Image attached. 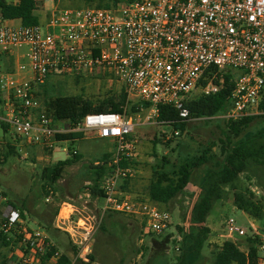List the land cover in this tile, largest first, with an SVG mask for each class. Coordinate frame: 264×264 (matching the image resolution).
I'll use <instances>...</instances> for the list:
<instances>
[{"label":"built area","instance_id":"2783aa9c","mask_svg":"<svg viewBox=\"0 0 264 264\" xmlns=\"http://www.w3.org/2000/svg\"><path fill=\"white\" fill-rule=\"evenodd\" d=\"M62 1L70 0H34L36 12H44L36 25L0 22V54L15 59L11 71L0 69V102L5 110L0 120L21 142L42 152L44 160L50 159L54 135L70 130L94 132L117 143L110 163L114 168L100 186L99 213L73 222L60 216V223L67 224L62 230L76 249L70 264L89 263L91 237L103 214L138 218L155 235L164 232L171 215L118 189L121 181L136 173L118 165L132 149L129 116L91 113L75 128L68 125L61 130L58 124L66 121H55L45 113L34 88L50 76L103 71L116 78L125 92L148 102L151 115L157 117L159 106H171L180 120L188 121L186 101L218 93L215 80L230 74L233 89L221 118L257 114L264 96V0H80L88 3L82 8H61ZM46 3L53 4L49 10ZM82 196L89 197L88 190ZM0 199L5 200L1 195ZM1 212L0 230L16 241L3 264H39L55 244L44 231L27 227L18 210L5 206ZM224 230L247 236L232 218L226 220ZM249 235L259 238L258 263L264 264V224L252 227ZM62 254L55 251L49 262Z\"/></svg>","mask_w":264,"mask_h":264},{"label":"rangeland","instance_id":"374dc122","mask_svg":"<svg viewBox=\"0 0 264 264\" xmlns=\"http://www.w3.org/2000/svg\"><path fill=\"white\" fill-rule=\"evenodd\" d=\"M52 5L46 3L45 7L49 10ZM87 5L88 3L80 0L62 1L59 4L61 8H82ZM36 13L42 21L44 12L37 11ZM11 24L19 23L14 21ZM0 56H5L9 71L12 70L15 66V59L3 54ZM0 69L5 70L3 67ZM49 81L55 91L60 90L65 96H80L93 104L109 95H117L123 89L122 84L116 78L103 71L79 77L53 76ZM42 85L34 88V95L41 107L45 109ZM55 94L57 93L54 92L53 95ZM125 94L127 100L131 102L140 101L127 92ZM4 111V106L0 102V116L4 114ZM130 118L133 122V131L128 136V140L132 143L128 161L134 164L132 168L136 171L134 177L131 178L134 183V193H130V197L136 199L146 198V187L150 179L158 177L159 173L163 171H169L171 163L176 164L186 156L196 155L208 145L211 146V152L218 156L219 139L223 138L226 130L225 120L221 118V115L190 118L185 122V129L177 134L170 125L159 124L156 117L149 113V109L132 114ZM258 125L260 122L252 124L250 129H254ZM94 134V132H86L84 141L72 145L67 141L55 142L51 158L44 160L40 157L42 152L28 144H23L11 130L4 131L0 124V151L5 150L7 142L16 145L18 149L20 146L23 149L5 163L0 162V193L3 194L0 195L5 198V200L0 199V211L5 206L23 209L26 226L44 231L55 243L57 249L68 255H71L70 247H73L70 237L62 231L53 229L50 223L51 219L62 203L70 204L73 207L69 216V221L72 222L76 221L78 217L96 214V207L98 210L101 209L102 198L82 196L87 192L86 186H89L86 166L110 149L114 154L117 146L115 140L110 138L94 139L93 136L96 135ZM71 146L72 149L79 150L82 159L68 167L55 185L47 187L49 191L46 195L42 190V168L66 159L68 157L67 149ZM165 158L170 163H166ZM202 171L203 167L194 170L184 192L162 207L161 210L170 213L171 221L164 232L159 235L150 233L138 218L117 213L103 214L98 228L91 237V263L173 264L178 254L180 240L176 226H183L189 216L191 206L198 193V182ZM249 176L251 178L247 181L241 175L237 184L240 188H249L255 195V199L261 200L262 197L264 198V170L252 168ZM261 201L264 204V199ZM67 212L66 209L63 211L65 214ZM182 215L185 220L182 219ZM229 218L234 219L236 225L247 232V236L253 225L260 224V220L246 215L234 206L232 193L228 190L222 199L214 205L211 214L207 217L206 223L211 229V235L208 245H205L202 250V258L198 264H210L212 261L211 251L214 246L220 245L225 240L244 244L243 241L246 237L225 233V222ZM261 223L264 224V219ZM6 253V249H0V261L3 254ZM75 264H80V262Z\"/></svg>","mask_w":264,"mask_h":264},{"label":"trees","instance_id":"16d2710c","mask_svg":"<svg viewBox=\"0 0 264 264\" xmlns=\"http://www.w3.org/2000/svg\"><path fill=\"white\" fill-rule=\"evenodd\" d=\"M12 20H18L23 26L38 24L40 18L36 13L34 0H0V22ZM1 67L5 68V71H9L5 56H0ZM50 77L42 85L45 113L55 121H66L72 129L79 125L87 114L118 113L130 117L132 114H138L141 110L149 108L148 102L127 100L123 89L119 94L109 95L97 101L96 104L84 100L80 96H65L60 90L55 91L54 86L49 84ZM215 83L220 87L218 93L210 96L199 95L186 101L185 107L189 119L222 115L226 112L233 89V76L230 74L221 76L215 80ZM54 92L57 94L53 95ZM156 121L159 124L170 125L176 132H182L185 129L186 121L180 120L177 111L171 106H159ZM259 122L260 125L250 129L252 124ZM0 124L4 131L10 130L9 126L1 120ZM225 128L223 138L219 139L218 156L211 152V146L208 145L196 155L186 156L176 164L171 163L169 171H163L159 173L158 177L150 179L146 187V198H138L147 199L159 209H163L162 207H165L172 199L184 192L190 182L192 172L203 167L198 182V193L191 206L189 216L185 220L182 215V219L185 220L183 226H176L180 240L177 249L178 254L173 264L199 263L202 258V250L205 245H208L211 235V229L206 225L207 217L211 214L214 205L222 199L228 190L232 193L233 204L238 210L260 220V223L264 219V204L261 201L264 198L255 199V195L249 188H240L237 184L241 175L244 176L245 180H250L249 172L252 168L264 170V96L257 107V114L247 115L237 120H225ZM82 136V132L70 130L55 134L53 139L55 142L67 141L72 145L75 140L81 139ZM32 147L34 148V146ZM18 153L17 146L7 142L5 150L0 151V162L5 163L10 157L16 156ZM67 153L66 159L42 168V190L46 195L49 191L47 187L50 188L55 185L68 167L82 159V155L73 151L72 146L68 148ZM110 157L111 154L103 153L94 161L98 164L94 165L93 162L86 166L89 176V186H86V189L92 198H102L100 188L102 180L114 168L110 164ZM164 161L170 163L167 158ZM118 165L120 167L134 166L125 158H122ZM129 180L130 178L123 180L124 184L118 187L120 192L128 189ZM11 207L18 210L21 217L24 218L23 209ZM3 222L4 217L0 211V226ZM245 237L244 244L225 240L220 245L214 246L211 251L212 261L210 264H259V238L255 235ZM15 242L12 237L3 234L0 230V249L7 250V253L3 254L0 264L6 261ZM70 248L71 255L63 253L52 264H70L71 256L76 254L75 247L71 246ZM57 250L56 246L51 247L40 258L39 264H51L49 260ZM89 259H91V255Z\"/></svg>","mask_w":264,"mask_h":264},{"label":"crops","instance_id":"0c3cea01","mask_svg":"<svg viewBox=\"0 0 264 264\" xmlns=\"http://www.w3.org/2000/svg\"><path fill=\"white\" fill-rule=\"evenodd\" d=\"M14 21H17L18 23H19V21L18 20H12V21H6V23H12V22H14ZM59 125V127H61V130H65L66 128H68V123L66 122V123H59L58 124ZM95 135V134H94ZM96 136V135H95ZM95 136H93V138L94 139H105V138H99V137H95ZM85 140V136H84V133H83V136H82V138L81 139H77V140H75V142L74 143H77V142H80V141H84ZM23 144H25V143H23ZM26 145V144H25ZM23 149L21 148V146H20V148H19V151H22ZM67 151H68V149H67ZM73 151H76L77 153H79V150L77 149V148H75V149H73ZM113 150L112 149H110V150H108V154H111V157H110V160H112V158H113V156H114V154H113V152H112ZM52 154H53V150H52V152H50V158H51V156H52ZM80 154V153H79ZM111 163V162H110ZM96 164H98V162H94V165H96ZM136 174V173H135ZM134 177V176H133ZM121 184H124L123 183V181H121L119 184H118V187H120V186H122ZM133 185H134V183H133V179L131 180V178H130V180L128 181V183H127V188L128 189H126V191H123V192H120L121 194H123V195H130V193L132 194V193H134L133 191H134V188H133ZM119 189V188H118ZM73 207L70 205V204H66V203H62L61 204V206H60V208H59V210L57 211V213L53 216V218L51 219V227L53 228V229H56V230H58V231H62L63 233H65L63 230H62V226H64L65 224H66V221H63V223L64 224H61L60 223V216H65V217H68V219H69V216L71 215V213H72V209ZM67 210L68 212L65 214V213H63V211L64 210ZM95 212L96 213H99V210H98V208L96 207V209H95ZM2 213V212H1ZM3 214V213H2ZM24 219V218H23ZM25 221V220H24ZM101 221V220H100ZM206 225L209 227V225H208V223H206ZM262 225H263V223H260V224H258V225H253L252 227L253 228H261L262 227ZM66 226H67V224H66ZM66 235H67V233H65ZM240 240V239H239ZM210 241H212V240H210ZM234 242V241H233ZM55 244V243H54ZM91 256H92V253H91ZM77 262H80V264H94V263H84V262H82V261H77ZM93 262V261H92Z\"/></svg>","mask_w":264,"mask_h":264}]
</instances>
